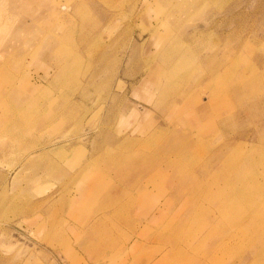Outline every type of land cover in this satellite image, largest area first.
Listing matches in <instances>:
<instances>
[{
    "label": "rangeland",
    "instance_id": "rangeland-1",
    "mask_svg": "<svg viewBox=\"0 0 264 264\" xmlns=\"http://www.w3.org/2000/svg\"><path fill=\"white\" fill-rule=\"evenodd\" d=\"M1 85L0 264L264 257V0H0Z\"/></svg>",
    "mask_w": 264,
    "mask_h": 264
},
{
    "label": "bare ground",
    "instance_id": "bare-ground-1",
    "mask_svg": "<svg viewBox=\"0 0 264 264\" xmlns=\"http://www.w3.org/2000/svg\"><path fill=\"white\" fill-rule=\"evenodd\" d=\"M173 24V23H172ZM157 27V26H156ZM155 27V28H156ZM174 28V27H173ZM254 31V30H253ZM251 32V31H250ZM257 32V31H256ZM236 33V32H235ZM238 33V32H237ZM236 33V34H237ZM258 33V32H257ZM257 33H256V35H257ZM239 34V33H238ZM252 34V33H251ZM162 35H164V34H162ZM237 36V35H236ZM239 36V35H238ZM254 36V35H253ZM231 38V37H230ZM255 38V37H254ZM232 39V38H231ZM233 39H234V36H233ZM256 39V38H255ZM229 40V39H228ZM258 40V39H257ZM231 41V40H230ZM232 43V42H231ZM252 45V44H251ZM255 45V44H254ZM257 47V46H256ZM158 48V47H157ZM177 52V51H176ZM104 53V52H103ZM106 53V52H105ZM178 54V53H177ZM176 55V54H175ZM178 56V55H177ZM177 56H175V57H177ZM164 57H166V56H164ZM207 60H209V59H207ZM206 60V61H207ZM174 62H175V60H174ZM208 62V61H207ZM211 62V61H210ZM214 62V61H213ZM173 64V63H172ZM204 64V63H203ZM208 64L211 66L212 64H210L209 62H208ZM207 66V65H206ZM205 66V67H206ZM213 66V65H212ZM211 66V67H212ZM209 67V66H208ZM207 69V68H206ZM208 70H210V69H208ZM170 72V71H169ZM209 72H212V71H209ZM183 75V74H182ZM252 77V76H251ZM181 78V77H180ZM212 78V77H211ZM219 78H220V76H219ZM215 79H216V77H215ZM261 79V78H260ZM185 80V79H184ZM186 80H188L187 78H186ZM221 80H223L222 78H221ZM168 81H169V79H168ZM177 81V80H176ZM213 81V80H212ZM217 81V80H216ZM222 82V81H221ZM241 83H242V81H241ZM208 84V83H207ZM248 86H250V85H248ZM237 87V86H236ZM237 88H235V87H231L229 90H228V93H226V95H232L233 93H234V91L236 90ZM239 89V88H238ZM243 89V88H242ZM245 91H246V89H245ZM216 94V93H215ZM230 98V97H229ZM220 101H221V103L223 104V100H222V98L220 99ZM231 103V102H230ZM195 105H193V106H195V110L197 109V108H200V103H198V101H196L195 103H194ZM231 105V104H230ZM229 106V105H228ZM231 108V107H230ZM235 109V108H234ZM242 109V108H241ZM226 110V109H225ZM239 110V109H238ZM234 112V111H233ZM232 112V113H233ZM231 114V113H230ZM227 115H228V113H227ZM249 115V114H248ZM199 117L201 118V115L199 114ZM219 122V121H218ZM156 130V129H155ZM175 130V129H174ZM153 131V130H152ZM158 131V130H157ZM188 131V130H187ZM172 132H173V129H172ZM172 132H171V134H172ZM194 133V132H193ZM161 134H162V131L160 130L158 133H155L154 135H151L149 138H155V139H157V138H159L160 136H161ZM170 134V133H169ZM163 135V134H162ZM214 137V136H213ZM189 138V137H188ZM187 138V139H188ZM192 138V137H191ZM138 139V138H137ZM164 139V138H163ZM124 140V139H123ZM145 140V139H144ZM131 141V140H130ZM133 141V140H132ZM149 141V140H148ZM164 141V140H163ZM185 141H187V140H185ZM226 142L225 143H228V140H225ZM124 142V141H123ZM146 141H144V143H145ZM160 143H161V141H159ZM196 142V141H195ZM143 143V142H142ZM188 144V143H187ZM189 145V144H188ZM155 146V145H154ZM210 146V145H209ZM179 148H181V147H179ZM212 149V148H211ZM213 151V150H212ZM219 152V151H218ZM227 152V151H226ZM226 152H224V153H226ZM213 153V152H212ZM242 153V152H241ZM157 154V153H156ZM210 154V153H209ZM158 155V154H157ZM221 155V154H220ZM180 156V155H179ZM252 156H254V155H252ZM181 158V157H180ZM210 161V160H209ZM216 161V160H215ZM242 161V160H241ZM245 161H247V162H249V161H251V157L249 156V157H246V159H245ZM253 161V160H252ZM244 162V161H243ZM243 162H242V166H243ZM254 162V161H253ZM223 163V162H222ZM209 164V163H208ZM211 164H213V163H211ZM226 164V163H225ZM199 165V164H198ZM226 166V165H225ZM222 168H223V166H221ZM244 167V166H243ZM243 167H241V168H243ZM222 168H221V170H222ZM236 169V168H235ZM234 169V170H235ZM218 170V169H217ZM243 170V169H242ZM241 170V171H242ZM201 171V170H200ZM220 171V170H219ZM215 172V171H214ZM196 173V172H195ZM236 174V173H235ZM200 175V174H199ZM237 175H238V173H237ZM239 175H241L240 173H239ZM258 175H260V174H258ZM232 176V175H231ZM167 177H169V176H167ZM210 177H211V175H210ZM254 177V176H253ZM202 178V177H201ZM231 178V177H230ZM234 178V177H233ZM248 178H250L251 179V177H249L248 176ZM255 178V177H254ZM256 178H258V177H256ZM232 179V178H231ZM253 179V178H252ZM207 180V179H206ZM257 180V179H256ZM232 181V180H231ZM234 181V180H233ZM236 181V180H235ZM250 181V180H249ZM230 182V181H229ZM254 182V181H253ZM257 182V181H256ZM255 182V183H256ZM257 184V183H256ZM231 187V186H230ZM240 187V186H239ZM255 187V186H254ZM256 187H258V185L256 186ZM207 188V187H206ZM205 188V189H206ZM242 188V187H241ZM248 188V187H247ZM243 189V188H242ZM264 190V189H263ZM262 191V190H261ZM260 191V192H261ZM212 192V191H211ZM240 192V191H239ZM193 193V192H192ZM238 193V192H237ZM244 194H245V192H244ZM207 197L208 196H206V198L205 199H207ZM202 199V198H201ZM168 200V199H167ZM209 200H211V199H209ZM216 200V199H215ZM214 200V201H215ZM201 202V201H200ZM210 204V203H209ZM208 204V205H209ZM203 205V204H202ZM225 208V207H224ZM223 208V209H224ZM225 214H227V213H225ZM157 215V214H156ZM175 216V215H174ZM222 217V216H221ZM206 218V217H205ZM223 218V217H222ZM153 219V218H152ZM174 219V218H173ZM247 219V218H246ZM172 220V219H171ZM220 220V219H219ZM227 220V219H226ZM233 220V219H232ZM248 220V219H247ZM174 221V220H173ZM222 222H224V221H222ZM243 222V221H242ZM248 222V221H247ZM228 223H230V222H228ZM246 223V222H245ZM145 224V223H144ZM219 224V223H218ZM255 224H257V223H255ZM223 225V224H222ZM244 225H246V224H244ZM242 226V225H241ZM187 228V227H186ZM244 228V227H243ZM232 229V228H231ZM246 230V229H245ZM192 236V235H191ZM199 236V235H198ZM241 237V236H240ZM229 238V237H228ZM227 238V239H228ZM238 239V238H237ZM181 241V240H180ZM230 241V240H229ZM232 241V240H231ZM240 241V240H239ZM234 242V241H233ZM235 243V242H234ZM186 245V244H185ZM234 245V244H233ZM169 246H171V245H169ZM180 246V245H179ZM188 246V245H187ZM260 246V245H259ZM186 247V246H185ZM224 249V248H223ZM178 250H180L179 248H178ZM189 250V249H188ZM244 250V249H243ZM174 251V250H173ZM229 251V250H228ZM256 251H259V250H257V248H256ZM262 251V250H261ZM176 252V251H175ZM182 252V251H181ZM180 252V253H181ZM260 252V251H259ZM174 255V254H173ZM178 255H179V252H178ZM188 256H190V255H188ZM185 257H187V256H185ZM196 259V258H195ZM235 261H236V263L235 264H246V263H248L249 264V262L251 263V264H264V257H261V256H259V257H257V259H254L253 258V255H251V253H248L247 255H245V252H243L242 250L241 251H238L237 252V254H236V256H235ZM185 260V259H184ZM207 260V259H206ZM186 261V260H185ZM204 261V260H203ZM193 262H195V260L193 261ZM230 264V263H229Z\"/></svg>",
    "mask_w": 264,
    "mask_h": 264
},
{
    "label": "crops",
    "instance_id": "crops-1",
    "mask_svg": "<svg viewBox=\"0 0 264 264\" xmlns=\"http://www.w3.org/2000/svg\"><path fill=\"white\" fill-rule=\"evenodd\" d=\"M5 89H6V85H1L0 86V94L1 95L3 94V92L5 91Z\"/></svg>",
    "mask_w": 264,
    "mask_h": 264
}]
</instances>
